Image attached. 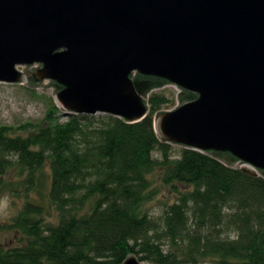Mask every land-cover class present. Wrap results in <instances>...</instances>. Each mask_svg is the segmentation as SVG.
I'll use <instances>...</instances> for the list:
<instances>
[{
  "label": "trees",
  "instance_id": "16d2710c",
  "mask_svg": "<svg viewBox=\"0 0 264 264\" xmlns=\"http://www.w3.org/2000/svg\"><path fill=\"white\" fill-rule=\"evenodd\" d=\"M170 102L154 90L135 123L62 118L53 102L40 122L0 125V195L22 199L0 222L18 234L0 244V264H123L131 253L159 264H264V176L195 149L175 155L154 125ZM155 173L177 197L160 218L145 208L159 192Z\"/></svg>",
  "mask_w": 264,
  "mask_h": 264
},
{
  "label": "water",
  "instance_id": "95a60500",
  "mask_svg": "<svg viewBox=\"0 0 264 264\" xmlns=\"http://www.w3.org/2000/svg\"><path fill=\"white\" fill-rule=\"evenodd\" d=\"M0 83L129 123L175 85L159 139L264 176V0H0Z\"/></svg>",
  "mask_w": 264,
  "mask_h": 264
},
{
  "label": "rangeland",
  "instance_id": "374dc122",
  "mask_svg": "<svg viewBox=\"0 0 264 264\" xmlns=\"http://www.w3.org/2000/svg\"><path fill=\"white\" fill-rule=\"evenodd\" d=\"M50 81H45L48 84ZM54 86L39 87L33 89L23 84H8L0 83V125L20 126L28 122H40L45 118L46 113L55 101ZM156 91L164 92L171 100L168 106L162 109H172L178 105L179 89L175 85H167ZM57 104V103H56ZM62 118L65 115L62 113ZM183 146L173 145L172 151L175 155H179ZM160 153L154 152L155 156ZM45 184L42 187L44 196L46 197L47 186L50 180L49 167L43 169ZM154 185L159 188L158 195L146 204V210L150 216L160 218L168 203L176 200V195L170 187L162 185L159 180L158 173L151 175ZM183 187V186H182ZM186 187H184L185 189ZM22 204V199L12 195L6 191L0 195V222L10 223L12 217L18 212L19 206ZM18 234L9 229L0 230V244L12 246L17 244ZM143 264H159L149 260H141ZM187 264V263H180ZM204 264H212L210 262Z\"/></svg>",
  "mask_w": 264,
  "mask_h": 264
}]
</instances>
